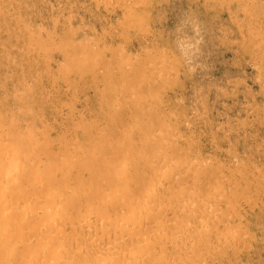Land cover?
<instances>
[{
	"label": "rangeland",
	"instance_id": "374dc122",
	"mask_svg": "<svg viewBox=\"0 0 264 264\" xmlns=\"http://www.w3.org/2000/svg\"><path fill=\"white\" fill-rule=\"evenodd\" d=\"M129 1L130 7L101 0H0V126L10 146L6 157L16 148L14 157L32 164L29 175L46 178L43 199L46 191L66 194L73 185L93 191L85 178L90 170L79 160L104 155L108 165L131 167L136 187L119 197L135 203L155 175L166 172L164 165L156 166L141 184L134 173L141 161L199 160L198 172L218 176L217 168L218 181L200 179L183 190L197 189L204 198L219 189L236 197L235 205L216 206L223 216L213 234L235 228L243 243L196 263L264 264V0ZM185 14L197 17L204 33L202 67L194 74L173 43V29ZM103 172L105 178L113 173L101 167L96 176ZM66 177L68 184L61 186ZM111 187L102 183V198L115 196ZM176 188L171 179L162 193ZM26 201L35 204L38 198ZM232 206L238 217L229 212ZM74 210L51 214L75 219ZM194 240L190 236L186 242ZM207 247L198 246V256ZM93 260L86 255L75 263ZM156 260L157 255L144 264H171Z\"/></svg>",
	"mask_w": 264,
	"mask_h": 264
},
{
	"label": "bare ground",
	"instance_id": "6f19581e",
	"mask_svg": "<svg viewBox=\"0 0 264 264\" xmlns=\"http://www.w3.org/2000/svg\"><path fill=\"white\" fill-rule=\"evenodd\" d=\"M101 1L110 6L130 7L129 0ZM114 96L119 98L120 93L115 92ZM0 133V264H76L79 257L86 255L93 256L94 260L79 264H144L156 255L157 262L169 260L171 264H197L217 252L237 248L243 243L235 228L219 233L215 231L216 234H213V226L223 216L218 213L219 210L216 211V206L219 207L221 203H225L226 207L227 204L235 205L236 197L224 194L219 189L204 198L195 194L197 189L183 190V186L200 179L216 182L220 176L215 167L219 177H208L198 172L202 162L185 157L180 163L169 165L159 158L141 161L142 164L134 168L141 184L148 183L146 175L153 174L156 166L164 165L166 172H158L154 182L141 190L143 200L135 203L132 198L119 197L124 193L130 194L132 189L129 186L136 187L137 181L131 178V167L120 163L108 165V158L101 155L90 162L79 160L80 167L88 166L90 170L85 178L89 180L93 191L73 185L72 192L64 194L63 190L58 189L54 195V191H46L41 199L46 178L37 174L29 175L32 164L14 157L18 153L16 148L8 153L13 157L7 158L10 146L1 126ZM101 167H108L112 175L105 178L103 172L96 176ZM106 173L110 174L108 170ZM171 179L178 188L162 193L165 182ZM102 183L111 185V193L115 196L102 198ZM60 184L67 185V177L60 179ZM120 184L124 185L120 187ZM31 196L38 198L37 203L26 201ZM154 199L159 201L153 202ZM88 205L91 207L80 215V209ZM68 207L75 209V219L68 213L61 217L51 214L52 210L57 212L59 208L66 210ZM167 212L173 216L166 218ZM229 212L238 217L233 206ZM154 224V233L145 235ZM218 224H222V221ZM190 236H195L196 240L186 242ZM127 243L131 245L130 250L122 251L121 248ZM52 244L56 246L52 247ZM204 244H208V247L198 256L196 249ZM65 245L71 246L70 249L65 250Z\"/></svg>",
	"mask_w": 264,
	"mask_h": 264
},
{
	"label": "clouds",
	"instance_id": "9594fccd",
	"mask_svg": "<svg viewBox=\"0 0 264 264\" xmlns=\"http://www.w3.org/2000/svg\"><path fill=\"white\" fill-rule=\"evenodd\" d=\"M173 43L184 65L192 74L202 67L200 57L204 44L203 27L192 14H185L173 29Z\"/></svg>",
	"mask_w": 264,
	"mask_h": 264
}]
</instances>
